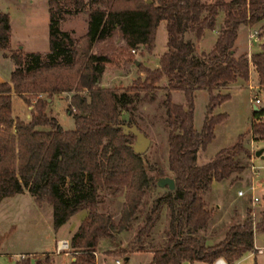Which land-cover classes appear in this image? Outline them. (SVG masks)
Instances as JSON below:
<instances>
[{"label":"trees","instance_id":"trees-1","mask_svg":"<svg viewBox=\"0 0 264 264\" xmlns=\"http://www.w3.org/2000/svg\"><path fill=\"white\" fill-rule=\"evenodd\" d=\"M50 10L49 51H11L14 68L10 79L0 82V202L27 191L39 205L52 208L57 230L80 210L86 216L69 241L74 254L71 264H95L101 239L117 241V235L132 230L133 221L148 188H157L148 175L143 155L131 148L134 135H125L122 125H136L131 115L133 97L159 88L162 79L167 114L168 167L175 181L146 212L144 223L126 245L108 252L128 259L144 250V239L158 219L163 206L168 223L163 245L152 251V264L214 263L223 258L234 264L255 248V231H264V210L254 221L248 209L242 221L227 226L221 238L207 233L213 211L206 208L202 188L235 175L239 180L248 168L252 153L245 136L264 141V108L252 109L249 130L231 145L221 148L206 163L198 154L215 137V128L227 114L217 112L229 100L230 86L249 80L251 65L257 84L264 91V43L258 52L237 53L239 27H253L264 20V0H48ZM73 8L87 12V29L76 40L58 27L62 11ZM224 14L213 48L198 52L196 42L205 29H214L219 13ZM166 21V50L150 68L134 59L131 49L151 55L156 30ZM264 33V22L258 28ZM11 25L7 12L0 11V51L10 50ZM121 41H125L121 45ZM98 47V51L94 49ZM134 65L137 77L123 91L101 86L108 64ZM208 92L203 125L194 127L196 92ZM181 91L184 103L172 101ZM69 93L68 112L73 130H64L50 113L55 95ZM20 96L30 108L27 119L14 116L12 95ZM129 113L128 119L122 113ZM156 175L164 176L153 168ZM121 193L124 202L119 218L98 211L101 193ZM30 264L22 258L20 264ZM40 264V263H37Z\"/></svg>","mask_w":264,"mask_h":264},{"label":"rangeland","instance_id":"rangeland-1","mask_svg":"<svg viewBox=\"0 0 264 264\" xmlns=\"http://www.w3.org/2000/svg\"><path fill=\"white\" fill-rule=\"evenodd\" d=\"M0 11L9 14L11 25L10 50L0 51V82H5L10 79L11 71L14 68L9 57L11 51L21 48L25 52H39L42 56L49 51L50 10L48 0H0ZM57 18L60 30L67 32L73 41L86 32V11L75 12L73 8H69L68 11H62ZM261 23L249 28L245 24L240 25L235 42L239 52H258L260 45L264 43V33L250 44L248 43V31L254 29L258 31ZM214 34L213 31L206 30L201 41L196 42L198 52H208L212 49ZM166 42V21L161 20L156 30L155 47L152 54L141 56L140 50H136L135 53L130 50V54L134 59L141 60L147 67L153 68L158 63L159 56L166 50ZM121 45L124 44L121 43ZM94 51H98V47ZM139 76L143 77L142 73L139 74L137 68L132 64L124 67L122 64L116 66L109 63L103 73L101 86L123 91L132 85ZM163 82L165 79L161 80L158 84L159 88L153 92H140L135 95L130 109L135 124L150 138L149 148L143 154L148 164L149 177L156 175L153 168L161 170L164 176H173L168 167V127L167 114L163 105L165 98L162 89ZM250 83L256 85L255 73L252 76L249 74L247 82L237 83V89L233 88V97L230 98L231 100L229 99L230 101H225L226 103L221 109V111L227 112L226 122L222 129L215 130V137L206 149L199 152V163L208 162L217 151L231 145L239 134L249 130L253 107L250 100L253 94L261 101L258 105L264 108V91H260L254 86L253 89H250ZM69 96V93L55 95L50 105L51 115L56 117L64 130H73L75 127L74 118L68 112ZM208 97V92L205 90L196 92L194 127L197 130L202 128ZM171 98L174 103H184V95L181 91H173ZM27 107L20 96L12 95V111L15 115L23 120L26 119L25 115H30V108ZM217 112L220 110L217 109ZM122 117L128 119L129 113L124 111ZM244 143L252 153L250 161L260 168L258 170L259 177L255 179V182L258 183L255 194L259 197L260 202L253 204L250 199L249 185L252 182L250 164L241 174L239 180H234L235 175H232L223 182L214 181L202 188L200 193L206 208L211 209L214 213L207 226V233H214L215 237H221L229 224L242 221L248 209L252 210L251 217L254 221L259 219L260 211L264 210V160L254 155L255 150L264 148V141L254 142L251 134H248L245 136ZM166 190L167 188L158 186L147 189L141 210L133 221L132 230L118 234L115 242L101 239L96 251L97 255H95V264L97 257L99 258L98 264H114L117 258L122 261V264H152L149 253L161 247L166 240L168 209L165 205L144 239L142 252L132 256L127 263L121 257L110 256L108 252L117 249L120 245H126L132 239L144 223L146 212L155 199ZM238 190H243L246 194L238 196ZM100 200L98 211L110 213L117 221L124 202L123 194L114 195L103 192ZM86 213V210L78 211L65 224L55 230L52 208L48 203L41 205L35 203L27 191L4 198L0 202V264H20L22 258L30 259L32 261L30 264H71L74 260L71 249L56 254L55 244L62 238L70 241ZM254 237L258 245L264 246V231L256 230ZM262 250L263 253L255 254L250 258L245 257L236 264H264V247Z\"/></svg>","mask_w":264,"mask_h":264},{"label":"crops","instance_id":"crops-1","mask_svg":"<svg viewBox=\"0 0 264 264\" xmlns=\"http://www.w3.org/2000/svg\"><path fill=\"white\" fill-rule=\"evenodd\" d=\"M205 1H207V2H211V1H214V0H205ZM223 16H224V14L222 13V12H220L219 13V15H218V17H217V22H216V25H215V28L214 29H205V31H204V33L206 32V30H211V31H213V33H215L214 34V37L212 38V45L214 46V43H215V41H216V38H217V35H218V31H219V27H220V24H221V22H222V20H223ZM247 28H249L248 26H247ZM204 33H203V35H204ZM202 35V36H203ZM213 35V34H212ZM202 38V37H201ZM201 38H200V40L199 41H201ZM199 41H197V42H199ZM121 43H123V41H121ZM235 46H236V44H235ZM213 48V47H212ZM236 49H237V46H236ZM204 52V51H203ZM209 52V51H208ZM237 53H243V52H239L238 51V49H237ZM248 54H250V53H253V52H251V51H249V52H247ZM141 61V60H140ZM157 65V64H156ZM155 65V66H156ZM154 66V67H155ZM249 68H250V75L252 76L254 73H255V84L256 85H253V84H251L250 83V85H251V88L253 89L254 87L255 88H258V84H257V74H256V72H255V70H254V68L251 66V65H249ZM252 80V79H251ZM237 83H239V82H237ZM237 83H235V84H232L231 86H230V90H229V92H230V95H231V97L230 98H232L233 97V95H234V92H233V88L234 89H237ZM254 86V87H253ZM259 89V88H258ZM231 100V99H230ZM230 100H228V101H230ZM184 101H185V99H184ZM261 102V101H260ZM226 102H223L219 107H218V110H220V112H222V113H227V112H224V111H221V109H222V107L224 106V104H225ZM181 104H183V103H181ZM257 108H262L261 106H259V105H255ZM27 108H30V107H27ZM253 108V107H252ZM14 114V113H13ZM14 116H17V115H15L14 114ZM19 117V116H18ZM25 117H26V119L27 118H29V115L28 114H26L25 115ZM20 118V117H19ZM225 122H226V119H224L221 123H219L217 126H216V128H215V130H218V129H222L223 128V125L225 124ZM226 147V146H225ZM224 148V147H223ZM221 237H213V238H211L209 241H208V243L209 244H213L214 242H216L217 240H219ZM62 239H66V238H62ZM255 239V238H254ZM58 240V239H57ZM56 240V241H57ZM56 245V244H55ZM264 246H260V245H258V243L257 242H255V248H254V250L252 251V252H248V253H246V254H244L240 259H238V260H236L235 261V263L234 264H236L237 262H239L240 260H242L243 258H245V257H248V258H250V257H252V256H255V254H259V253H263V250H262V248H263ZM137 253H139V252H133L130 256H129V258H128V260H126L125 261V263H127L128 261H130V259H131V257L132 256H134V255H136ZM149 256H150V259H151V261H150V263L152 262V257H153V254L152 253H149ZM223 259V258H222ZM103 260V259H102ZM98 262H99V258L97 257V260H96V264H98ZM184 264H190V263H188V262H186V263H184ZM194 264H208V263H204V262H195ZM211 264H215V263H211ZM255 264V263H254Z\"/></svg>","mask_w":264,"mask_h":264},{"label":"water","instance_id":"water-1","mask_svg":"<svg viewBox=\"0 0 264 264\" xmlns=\"http://www.w3.org/2000/svg\"><path fill=\"white\" fill-rule=\"evenodd\" d=\"M31 108V107H30ZM253 110H258L256 106H253ZM122 130L125 135L132 134L134 135L135 139L134 142L130 145L133 149L135 154L143 155L149 148L150 145V138L145 135L144 132H142L137 125H127L124 124L121 126ZM264 148H259L255 150V156L260 158L261 160H264ZM155 181L158 187L161 188H167L168 190L172 191L175 188V181L173 177L170 176H160L155 175ZM125 261L128 259H124ZM32 263V261H31Z\"/></svg>","mask_w":264,"mask_h":264},{"label":"built area","instance_id":"built-area-1","mask_svg":"<svg viewBox=\"0 0 264 264\" xmlns=\"http://www.w3.org/2000/svg\"><path fill=\"white\" fill-rule=\"evenodd\" d=\"M257 33L258 32L255 29L252 31L251 30L248 31V34H249L248 35V43L251 44L252 41H255L257 39V37H258ZM123 44H125V41H123ZM131 52L135 53L136 50L131 49ZM249 87L251 89V85ZM250 102L253 106L258 105L260 103L258 97L255 94H253L251 96ZM254 155H255V153H254ZM250 166H251L250 173L252 175V182L249 185L250 199H251L253 204H256V203L260 202L259 197L255 194L256 186L258 188V183L255 182V179H257L259 177V171L258 170L260 168L255 166L253 161H250ZM255 184H257V185H255ZM237 194H238V196H244L246 193L243 190H238ZM69 248H70L69 247V241L67 239H60L57 241L55 253L59 254L61 251L68 250ZM95 255H97V254L95 253ZM214 263L215 264H227V262L222 258L217 259ZM114 264H122V261L119 258H117V259H115Z\"/></svg>","mask_w":264,"mask_h":264}]
</instances>
